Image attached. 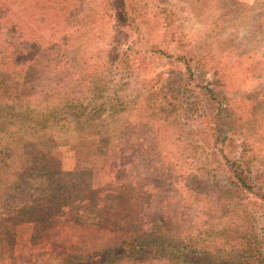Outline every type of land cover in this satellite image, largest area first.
<instances>
[{"label": "rangeland", "instance_id": "1", "mask_svg": "<svg viewBox=\"0 0 264 264\" xmlns=\"http://www.w3.org/2000/svg\"><path fill=\"white\" fill-rule=\"evenodd\" d=\"M139 229L264 256V0H0V264Z\"/></svg>", "mask_w": 264, "mask_h": 264}, {"label": "trees", "instance_id": "2", "mask_svg": "<svg viewBox=\"0 0 264 264\" xmlns=\"http://www.w3.org/2000/svg\"><path fill=\"white\" fill-rule=\"evenodd\" d=\"M229 166L236 171L237 185L246 187L248 180L241 175V170H237L238 162L232 161ZM111 232L109 237L100 238L89 251L63 250L56 264H150L156 261L170 264H264L257 243L246 235L232 240L230 253L216 250L211 254L206 247L202 248L190 239H166L141 229Z\"/></svg>", "mask_w": 264, "mask_h": 264}, {"label": "clouds", "instance_id": "3", "mask_svg": "<svg viewBox=\"0 0 264 264\" xmlns=\"http://www.w3.org/2000/svg\"><path fill=\"white\" fill-rule=\"evenodd\" d=\"M197 33L194 31L191 33L192 38L194 39L196 37Z\"/></svg>", "mask_w": 264, "mask_h": 264}]
</instances>
